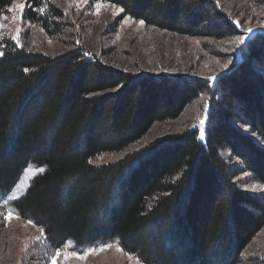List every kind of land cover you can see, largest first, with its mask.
Masks as SVG:
<instances>
[{
  "label": "trees",
  "instance_id": "obj_1",
  "mask_svg": "<svg viewBox=\"0 0 264 264\" xmlns=\"http://www.w3.org/2000/svg\"><path fill=\"white\" fill-rule=\"evenodd\" d=\"M14 1L0 0V14ZM100 1L124 9L120 18L162 30L216 39L240 33L216 0ZM23 17L54 37L69 26L46 0H26ZM239 47L234 65L213 80L132 73L80 46L51 55L1 36L0 202L29 164L44 167L11 202L46 235L29 259L49 262L68 241L117 240L146 264L240 262L264 226V192L235 181L241 170L264 181V29ZM201 94L209 107L204 141L190 128L115 162H92L178 118ZM225 148L239 165L227 162Z\"/></svg>",
  "mask_w": 264,
  "mask_h": 264
},
{
  "label": "rangeland",
  "instance_id": "obj_2",
  "mask_svg": "<svg viewBox=\"0 0 264 264\" xmlns=\"http://www.w3.org/2000/svg\"><path fill=\"white\" fill-rule=\"evenodd\" d=\"M62 9L64 21L69 24L65 33L59 36H50L46 30L36 22L21 19L26 7V0H15L13 4L0 14V38L5 36L16 42L17 29H20L19 40L22 47L51 55H57L68 49L82 47L88 53L99 57L104 63L113 65L132 73H146L153 75L173 74L176 76L200 77L210 79L228 71L235 63L240 52L241 42L255 31L264 29V0H219V6L235 22L239 21L240 33L228 35L222 39L189 36L177 32L162 30L144 23L141 20L126 16L125 21L120 18V7L106 1H100L101 8L96 13L95 2L88 0H46ZM217 1V0H216ZM25 4L21 9L19 5ZM46 6V5H45ZM8 17L3 19V17ZM251 28L253 31H247ZM17 43V42H16ZM207 94H201L189 104L183 113L176 119L156 122L148 133L121 152H107L92 159L95 164L111 163L121 159L127 152L146 145L154 139L166 134L178 133L190 128L203 127L206 139V123L208 113ZM204 124L201 126L200 121ZM237 127L248 131L243 123ZM256 137L255 134H252ZM221 154L231 165H239L240 160L232 154L230 148L221 150ZM30 172L29 180L18 198L26 192L30 181L44 168L29 164L26 169ZM24 170V172H25ZM23 172V174H24ZM19 178L17 183L23 178ZM239 187L248 192H264V181L257 180L252 173L241 170L235 176ZM9 193L1 198L0 202V264H49L37 258L29 259L34 247L40 244L42 248L46 242V235L41 225L33 221L28 224V217L19 214L7 222L4 216L11 206L10 201L4 205L3 201L10 196H17L16 185ZM255 186V187H253ZM16 200V199H15ZM43 229V231H41ZM72 247L65 248L67 259L62 258L58 264H146L136 254L125 251L117 240L98 241L83 246H77L71 241ZM111 243L112 247L98 254H91L86 259H78L71 255L72 251H82L89 247H98L101 244ZM119 249H123L119 251ZM56 249H54L55 252ZM237 264H264V226L243 250L241 260Z\"/></svg>",
  "mask_w": 264,
  "mask_h": 264
},
{
  "label": "snow or ice",
  "instance_id": "obj_3",
  "mask_svg": "<svg viewBox=\"0 0 264 264\" xmlns=\"http://www.w3.org/2000/svg\"><path fill=\"white\" fill-rule=\"evenodd\" d=\"M84 3H88V0H84ZM217 3H219V0H217ZM19 7L21 9H23L25 7V4L24 3H21L19 5ZM100 8H101L100 0H95V9H96V13L97 14L99 13ZM120 11L123 12L124 9H120ZM7 18L8 17H6V16L3 17V19H7ZM21 19H23V14L21 15ZM123 19L126 21L128 18L125 16ZM144 23L145 22L143 20L140 21V24L141 25H143ZM235 23L237 25H239L240 22L239 21H236ZM3 27H4V25L0 24V29H3ZM247 31L251 33L253 30L251 28H248ZM19 32H20V29H17V36L14 37V39H16L17 45H19V46L22 47V45H20ZM236 39H237V41H239L241 43L244 42V38L241 37V36L236 37ZM4 55H5L4 51H0V56H4ZM84 55L87 56V55H91V54L90 53H84ZM24 71L27 72L28 69H24ZM210 79H213L214 80L215 77H211ZM120 87H123V86L122 85H118V88H120ZM199 123L202 126L204 124V121L201 120ZM198 131L200 132L201 137H203V135H204V129H203V127H200L198 129ZM43 171H44L43 168H40V169L35 170V172H43ZM30 172H34V170L31 169V168L25 170V172L23 174V178L17 183L16 188H15L16 193H17V196H10L8 199H5L3 201L4 205H7L10 201L17 199L18 198V194L21 191L25 190L24 189V185H25V182L29 180V175L28 174ZM253 187H255V186H253ZM13 218L18 219L19 218V213L18 212H13V210L11 208H9L8 211H7V214L4 216V219H5V221H7V222L10 223ZM27 223L28 224H33V220L32 219H29L27 221ZM41 231H43V229ZM66 247L67 248H71L72 247L71 243L70 242H67ZM111 247H112V244L111 243H106V244H101L98 247H96V246L89 247V248L84 249L82 251H72L71 252V255L74 256V257H76V258H78V259H86L91 254H98L99 252H102V251H104L106 249H110ZM118 250L119 251H122L123 249H119L118 248ZM62 258L67 259L66 252H65V248H57L55 250L54 254L49 258V264H58V262Z\"/></svg>",
  "mask_w": 264,
  "mask_h": 264
}]
</instances>
